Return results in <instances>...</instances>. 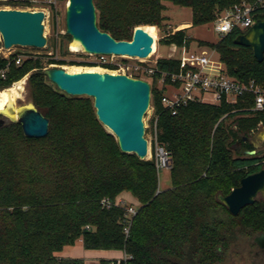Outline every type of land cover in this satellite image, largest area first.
I'll list each match as a JSON object with an SVG mask.
<instances>
[{"label": "trees", "instance_id": "trees-1", "mask_svg": "<svg viewBox=\"0 0 264 264\" xmlns=\"http://www.w3.org/2000/svg\"><path fill=\"white\" fill-rule=\"evenodd\" d=\"M0 1L25 6L27 0ZM166 1L190 8L194 27L242 0H93L97 26L129 41L136 27L144 26L146 34L160 26ZM241 33L234 29L198 45L214 49L230 77L264 86V58L258 62L250 47L234 43ZM161 36L160 44L189 48L192 42L187 28ZM64 37L72 40L66 32ZM17 56H0V90L30 73L31 101L49 119V131L28 138L17 123L0 125V264H83L81 258L55 256L78 239L86 249L123 250L128 256L100 264H224L239 241L264 234L262 200L233 215L217 199L264 164V155L245 151L255 150L246 141L250 131L264 125V111H251L250 98L235 105L189 102L172 114L161 101L165 88L153 78L150 121L157 117L158 141L171 161V185L162 190L154 152L144 160L123 153L98 121L93 100L69 96L39 73L47 64L94 62L67 60L62 53L27 55L16 64ZM178 62L160 57L158 69L175 70ZM124 191L138 202L131 218L127 204H115ZM103 199L112 205L103 206Z\"/></svg>", "mask_w": 264, "mask_h": 264}, {"label": "water", "instance_id": "water-1", "mask_svg": "<svg viewBox=\"0 0 264 264\" xmlns=\"http://www.w3.org/2000/svg\"><path fill=\"white\" fill-rule=\"evenodd\" d=\"M43 19L41 10L0 8L2 47L45 48L47 40L43 35ZM143 27H137L129 41L115 40L98 28L93 0H68L65 8V32L91 55L146 58L153 39L145 34ZM234 43L250 47L256 60L262 62L264 18L257 19L249 29L237 35ZM39 73L69 96L92 98L98 121L115 136L119 149L123 153L135 154L141 160L147 159L148 141L143 121L151 102V85L147 80L108 71L70 72L58 66L46 67ZM6 121L19 124L28 138H42L49 131V119L32 101L6 104L0 110V125ZM255 152L250 150L246 153L253 155ZM258 194L264 197V165L244 176L240 185L227 195L218 194L217 199L236 215L244 206L253 204Z\"/></svg>", "mask_w": 264, "mask_h": 264}, {"label": "built area", "instance_id": "built-area-1", "mask_svg": "<svg viewBox=\"0 0 264 264\" xmlns=\"http://www.w3.org/2000/svg\"><path fill=\"white\" fill-rule=\"evenodd\" d=\"M61 4H64L66 7L68 0H27L25 7L30 10H41L44 13V18H48L52 23L55 22L57 24ZM262 10H264V0H256L252 3L242 0L232 7L217 13L212 23L213 32L218 34L219 38L234 29L245 32L257 19L262 18L260 17L264 15ZM180 29L182 28L177 26L173 28L172 33ZM162 37L164 36L160 38ZM171 46L174 49L178 48L180 53L176 58L179 61L178 66L172 71H160L158 69V59L160 57L153 58L156 50L143 59L114 54L98 55V64H111L114 66L112 73H124L133 77L146 78L145 80L149 83L157 76L155 80L156 86L159 89L165 88V94L161 99L162 104L170 109L172 114H175L178 108L189 102H200L211 105L225 102L235 105L238 102H245L247 98L251 100V106L249 107L251 111H264V86L254 80L240 82L230 77L226 73L224 64L215 55L217 53L214 49H203L200 53H190L189 49L184 46L177 47L174 44H171ZM0 49L5 48L1 46ZM0 56L8 58L9 54L4 55L0 53ZM119 57L133 59L135 62L118 61ZM166 58H169V56ZM20 61L21 57L18 55L15 58V62L19 64ZM5 72L6 70L1 71L3 78H5ZM149 128L150 144L153 145L157 170L170 169L169 152L158 141L157 117H153L152 122L150 121ZM101 203L105 207L112 205L108 199H103ZM115 204L125 205L123 203ZM136 207L127 205L126 216L128 218L135 215ZM86 228H89V226H86ZM125 231L127 232L128 228ZM127 258L128 256L125 255L123 260ZM119 261L120 259L117 260V263Z\"/></svg>", "mask_w": 264, "mask_h": 264}, {"label": "rangeland", "instance_id": "rangeland-1", "mask_svg": "<svg viewBox=\"0 0 264 264\" xmlns=\"http://www.w3.org/2000/svg\"><path fill=\"white\" fill-rule=\"evenodd\" d=\"M164 10L162 14L164 15V20L161 22L160 26H155L154 31H149L146 34L152 37L153 42L149 46L148 52L149 54H152V52H155L154 57H167L169 58H177L179 53V49H174L173 46L167 45L164 43H159L160 37L163 34V32L173 30V27L176 28L178 24L180 23L181 28H186L188 23L186 21H190L192 17V11L188 7H180L177 5H174L170 2H164ZM0 8L4 9H10V8H16V9H27L25 6H13L12 4H8L4 1H0ZM65 5L61 4L60 12H59V18L57 21V24L54 22L52 23L50 19L44 18L42 23L44 26L43 35L46 38V47L45 48H34V47H21V46H13L10 49H0V53L4 55H12L17 54L21 58L26 57L27 55L32 56H38V55H47L51 56L53 58H59L61 57V54L64 53V57L67 60H76V61H84V62H94L93 65H84V64H47V67L52 66H58L61 68H64L68 70L72 66H80V67H99L101 69H104V71L112 72L114 71L113 68H106L98 64L99 56L98 55H91L83 50L79 51H71L70 50V43L73 40H68L64 37L65 33ZM213 21L206 23V27L203 28L206 32H209L211 36L217 41L219 39V35L213 32L212 28ZM149 26V25H147ZM137 28V27H136ZM135 28V29H136ZM133 30V34L134 31ZM188 32L194 37H192V44L190 48V53H200L201 50H208V47L199 48L198 40L197 38V30L190 29ZM213 32V33H212ZM132 34V36H133ZM214 41V42H215ZM2 46L1 37H0V48ZM217 55V54H215ZM120 60H126V62H135L133 59L129 58H121L119 57L117 59ZM28 75V74H27ZM27 75H25L20 80H23L22 86L23 90L19 97L16 98V104H25L27 102L31 101V94L29 90V85L27 81ZM146 79V78H145ZM18 80V81H20ZM17 82V81H16ZM14 84V83H13ZM12 84V85H13ZM11 85V86H12ZM78 97H86V96H78ZM89 98V97H88ZM92 100V98H90ZM153 113L152 106L150 104V107L146 114L143 117L144 121V127H145V138L147 139L149 143V155L147 156V159H150L152 157V154L154 152L153 145L150 144V119ZM264 130V125L259 124L257 128L250 131L248 135V139L246 140L249 142V144L255 149L256 154L261 155L264 154V140L260 138V132ZM171 185L170 182V176H169V169H161L159 171V187L160 189H166L169 188ZM256 236H259V234L253 236L252 238H246L242 239L238 242L236 246H234L230 253L227 255L224 264H264V251L259 250L258 244L254 241V238Z\"/></svg>", "mask_w": 264, "mask_h": 264}, {"label": "crops", "instance_id": "crops-1", "mask_svg": "<svg viewBox=\"0 0 264 264\" xmlns=\"http://www.w3.org/2000/svg\"><path fill=\"white\" fill-rule=\"evenodd\" d=\"M164 16V15H163ZM188 25L187 33L190 37H193L190 32V29L197 30V40L205 41V42H214L215 39L211 36L209 32L203 30L206 27V24L198 25L192 27L191 20L186 21ZM179 28L180 23L178 24ZM174 28V27H173ZM184 29V28H182ZM213 33V32H212ZM194 38V37H193ZM191 44L189 45V50L191 48ZM202 48V47H199ZM115 203H123L132 206H138L137 200L133 197V195L129 192L120 193L116 199ZM125 252L123 250H114V249H86L83 246V241L81 239L76 240L73 244L65 245L60 251L55 252V256L58 258H81L83 259V264H100L102 260H119L125 257Z\"/></svg>", "mask_w": 264, "mask_h": 264}, {"label": "bare ground", "instance_id": "bare-ground-1", "mask_svg": "<svg viewBox=\"0 0 264 264\" xmlns=\"http://www.w3.org/2000/svg\"><path fill=\"white\" fill-rule=\"evenodd\" d=\"M71 51H79L83 50L81 44L77 40H73L70 45ZM8 50V49H6ZM143 59V58H142ZM70 72H80V71H99L104 72V69H101L99 67H80V66H72L68 69ZM23 80L15 82L12 86L0 90V110L9 103L14 104L16 102V98L20 96L23 86H22ZM260 138L264 140V130L260 132ZM149 155V150H148ZM147 155V156H148Z\"/></svg>", "mask_w": 264, "mask_h": 264}, {"label": "flooded vegetation", "instance_id": "flooded-vegetation-1", "mask_svg": "<svg viewBox=\"0 0 264 264\" xmlns=\"http://www.w3.org/2000/svg\"><path fill=\"white\" fill-rule=\"evenodd\" d=\"M245 151L247 152V151H249V150H245ZM255 153H256V152H255ZM263 155H264V154H261V155H258V156L261 157V156H263ZM261 163H263V160H259V161H258V165H260ZM263 165H264V164H263ZM263 165H261L260 168H261ZM260 168H259V169H260ZM259 169H258V170H259ZM258 170H257V171H258ZM255 200H257V201L262 200V201L264 202V197H262V195L258 194ZM254 241L258 244V246H259V250L264 251V234H263V233H260L259 236H256V237L254 238Z\"/></svg>", "mask_w": 264, "mask_h": 264}]
</instances>
